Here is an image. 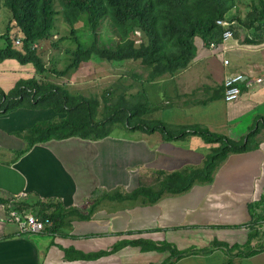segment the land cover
Instances as JSON below:
<instances>
[{"label":"crops","instance_id":"1","mask_svg":"<svg viewBox=\"0 0 264 264\" xmlns=\"http://www.w3.org/2000/svg\"><path fill=\"white\" fill-rule=\"evenodd\" d=\"M234 22L231 37L222 36L209 44L196 37L195 57L174 75L149 81L141 73L117 74L115 67L120 62L128 63L127 68L141 64L142 59L131 58L118 62L102 59L100 72L82 76L80 67L92 58L58 76L65 78L60 85L81 95L75 93L74 86L94 83L100 89L103 80L118 76L105 92L84 95L100 100L97 119L120 100L127 105L145 101L149 108L143 118L170 125L174 134L170 139L160 129L152 130L149 125L140 129L127 121V127L111 125L110 134L101 139H51L20 154L27 141L18 133L39 121L61 119L66 114L52 108H19L0 115V198L25 202L52 199L82 213L97 203L89 219L70 216L57 231L41 233H21L10 220L12 210H32L14 208L11 200L0 203V264H156L170 252L145 251L141 245H126L95 259L78 258L76 252L91 254L135 239L165 240L181 249L202 248L214 239L231 245L248 240L249 204L264 195V29L255 31ZM225 59H229L228 65ZM18 62L0 60V70L2 64L8 69L1 73L20 68L26 71ZM236 72L245 77L240 83L241 95L227 101L224 79ZM32 77H37V71ZM190 125L205 126L234 140L245 137L257 125L258 145L231 154L211 183L195 184L185 194L165 195L153 205L118 199L117 195L131 192L141 180L147 183L156 171L171 173L203 163L215 143L190 129L179 133L178 127ZM119 127L129 130L130 135L113 134ZM227 260L224 251L217 249L173 264H225ZM233 264H264V251L235 258Z\"/></svg>","mask_w":264,"mask_h":264},{"label":"trees","instance_id":"2","mask_svg":"<svg viewBox=\"0 0 264 264\" xmlns=\"http://www.w3.org/2000/svg\"><path fill=\"white\" fill-rule=\"evenodd\" d=\"M240 0H3L10 12V19L3 33L5 45L0 47V60L16 59L22 64L32 63L43 78L32 77L21 79L9 91L0 87V115L11 113L19 108L45 109L52 108L57 113H65L61 119L43 120L35 123L24 132L18 133L27 141V146L20 152L25 153L34 144L51 139H65L79 136L84 139H101L111 132V125H138L144 128L160 129L170 133V125L162 120H146L147 102L127 105L124 101L105 108L103 117L98 120L100 100L72 94L63 85L51 82L47 73L57 76L66 75L71 69L92 58L110 61L142 59L141 64L147 69V79L153 81L159 77L174 75L186 68L196 55V37L209 44L222 39L224 31L229 28L217 23V20L239 23V26L264 29V0H250L251 10L246 19L236 12ZM234 10V12H233ZM58 16L68 27L69 35L61 36L54 41L55 46L63 39H70L73 45L65 48V65L48 67L35 44L53 36ZM86 20L92 33V41L84 44L79 38V23ZM108 20L110 28L118 36L112 47L102 45L99 29L103 21ZM233 31V25L231 24ZM137 31L140 33L138 34ZM20 42L17 43V40ZM112 108V109H110ZM193 130L214 142L215 146L206 155L200 166L183 168L171 173L156 171L148 182L141 183L131 192L117 195L120 200L140 201L145 205L156 204L165 195H181L189 192L195 184L211 183L217 170L233 153L253 150L258 145L255 138L260 132L253 125L249 133L240 140L211 131L202 125L178 127L179 133ZM12 202L14 208L32 210L40 219H50L46 231L55 232L70 216L89 219L97 203L90 205L87 213L77 208H66L62 202L18 201L0 198V203ZM251 221L248 240L241 244L231 245L227 241L214 239L204 247L179 248L168 241L151 239L122 240L110 249L91 254L76 252L78 258L95 259L114 253L126 245H141L145 251H169L170 255L161 263L173 264L191 255L221 249L233 264L235 258L251 257L264 251V195L249 204Z\"/></svg>","mask_w":264,"mask_h":264},{"label":"rangeland","instance_id":"3","mask_svg":"<svg viewBox=\"0 0 264 264\" xmlns=\"http://www.w3.org/2000/svg\"><path fill=\"white\" fill-rule=\"evenodd\" d=\"M234 10H236V12L240 13V15H242V17L245 18L248 11L251 10L250 0H240L238 3V7L234 8ZM9 19H10V12L8 8H6V6L4 5L3 0H0V47H3L6 43L3 38V33L6 30V26L9 22ZM78 29H79L78 32H79L80 40L84 44H87V45L90 44L89 41H92V33L89 29V26H87L85 18L80 21ZM68 31H69L68 27L63 23L62 18L58 16L57 21H56V29H55V33L53 34V36L49 39L39 42V45H38L39 52L41 56L44 58L48 67L56 66V67L61 68L65 65V62H66V59L64 58L65 48L70 45H73V43L70 39L66 38V39L61 40V42H59V46H55L54 41H56L61 36L67 37L69 35ZM99 32H100V38H101L100 43L102 45L113 48L114 44L118 40V36L115 35V33L110 28V24L108 20L103 21V25L102 27H100ZM13 61L16 62V60H4V63L9 62L10 64V62H13ZM101 61L103 60L99 58H93L90 63L83 64L80 67L81 75L82 76H92V75L97 74V72H100L99 69L101 68V65H100ZM18 65L19 66L25 65V67L27 68L26 71L20 68V69L10 70L7 73H1V72H5V70H8L7 68H4L2 64V68H1L2 70H0V86H2L6 91H9L13 87H15L19 80L30 78L36 75V68L32 64L27 63V64L22 65L18 62ZM126 65H128V63H126ZM126 65L124 62H120L118 66L115 67V69H117L115 72H119L117 74H120V75H124L126 73H133V72L145 74L144 76L147 75V70L145 67H143L142 64H138L137 67H136L137 65L136 64L134 67L130 66L129 68H127ZM24 72H26V74ZM98 75H102V74H98ZM43 77L44 75H40L37 73V78L41 79ZM46 77L48 78L49 81L57 83V84H62L63 82L61 81L65 79L64 77H58L57 75H54L50 72L46 74ZM116 77L118 76L108 77L110 82L107 80L108 78L106 80H103L100 84V89L96 88L94 83H91L87 85H76L73 87V90L77 91L75 93H83L84 95L94 96L97 93L100 94L101 92H105V89L109 86V84L113 83L112 80L114 81L117 80ZM87 92H92V94H87ZM130 133L131 132L129 130L123 127H119L118 129H115L113 132V134H117V135L122 134L125 136L126 135L129 136Z\"/></svg>","mask_w":264,"mask_h":264},{"label":"built area","instance_id":"4","mask_svg":"<svg viewBox=\"0 0 264 264\" xmlns=\"http://www.w3.org/2000/svg\"><path fill=\"white\" fill-rule=\"evenodd\" d=\"M217 23L229 27L224 33L223 37L228 38L233 35V31L231 29L232 22L224 21L222 19L217 20ZM139 34V31H137ZM20 42V39L17 40V43ZM214 45V44H212ZM225 64H229V59L224 60ZM245 80L244 74L242 73H229L224 79V98L227 101H234L240 98L241 95V87L240 83ZM24 195V193H23ZM10 220L17 223L19 230L21 233H41L46 232V228L48 225H52V221L50 219H40L33 213L29 212H20L17 210H12L10 212Z\"/></svg>","mask_w":264,"mask_h":264}]
</instances>
